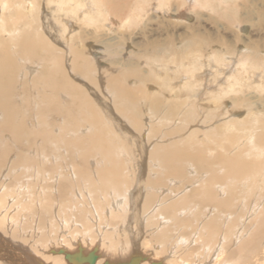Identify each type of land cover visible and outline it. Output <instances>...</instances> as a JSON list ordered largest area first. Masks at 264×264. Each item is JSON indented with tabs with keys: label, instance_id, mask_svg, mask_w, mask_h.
<instances>
[{
	"label": "bare ground",
	"instance_id": "1",
	"mask_svg": "<svg viewBox=\"0 0 264 264\" xmlns=\"http://www.w3.org/2000/svg\"><path fill=\"white\" fill-rule=\"evenodd\" d=\"M169 1L0 0V264H67L51 250L79 246L96 264H264L262 50L153 39L95 80L92 58L116 56L152 3L239 13Z\"/></svg>",
	"mask_w": 264,
	"mask_h": 264
},
{
	"label": "rangeland",
	"instance_id": "2",
	"mask_svg": "<svg viewBox=\"0 0 264 264\" xmlns=\"http://www.w3.org/2000/svg\"><path fill=\"white\" fill-rule=\"evenodd\" d=\"M117 1H118V3L120 2L121 4L124 3L127 5L128 4L127 2H132L133 0H116V2ZM125 1H127V2H125ZM169 2L170 3H168V5H164V8L166 10H169L170 8L175 7V5L176 6L179 5V2H181V0H170ZM234 3L236 6V10H238V12H239L237 14V20L240 23H238L239 26H237V28H236L237 20L235 21V23L233 25L232 24L230 25L229 22H226L225 20H223L221 18H217L218 16L212 10L205 9L204 7H201V6L199 7V5L195 6L192 9L189 8V10H187L186 12L183 10L186 13V20H187L186 21L183 19L177 20V19H173V17H171V18L167 17L166 12H164V14H163V12H162L163 9L156 8L157 7L156 3H152V6H154L155 8L153 7V9L148 10L147 15H145L146 18L149 17V20H145V19L137 20V22L133 23L130 27L128 25H124L123 29L120 30V35L123 36L121 39L122 44L120 43L121 46L118 44V48L116 50V53H117L116 56H113V54H110L109 56L104 54L103 57H100V59H98L97 61L92 56L93 57L92 59L94 61L95 68L97 71L96 76H95V80L98 83L104 82L102 79L103 75L101 76L102 71H100V69H98V68L101 67V70L102 69L104 70V68H106V62H108L110 60L120 61L121 57H123V58L127 57V54L129 53L130 50L135 54L136 53L139 54V51L141 52V49L145 50V49H149L151 47V45H148V43H147L150 40H151L150 42H154V40L155 41H165L169 38L175 42H178L181 39V37L190 38L191 36L189 37L187 35H191V33L193 35L195 33H197L198 37L199 36L201 37V38L199 37L200 40L209 41L210 43L214 42L213 44L217 43L216 45L218 46V50L219 51L221 50L220 52L223 55H225L226 58H229V57L235 58L239 52L244 53V50L246 47L254 48V46H255V48L257 47V49L259 51L262 50V52L264 53V0H252V1L251 0H237ZM170 11H172V10H170ZM199 12H201V13H199ZM258 16H260V17H258ZM187 17H189V18H187ZM168 19H170L171 22ZM220 21H221V23H220ZM173 22H174V25H173ZM231 23H233V22H231ZM185 25H186V27H185ZM226 25H227V27H225ZM117 28L118 27H115V29H117ZM235 29H237V30H235ZM203 33H205V34H203ZM202 35H203V37H202ZM222 36H223V38H222ZM133 38H135L136 40ZM124 39H125V41H123ZM219 40H221L222 42ZM134 41H135V45H134ZM225 42H227V43H225ZM220 44H222V45H220ZM93 45L95 47L98 46V44H96V43H93ZM122 45H124L125 47H122ZM250 45H252V46H250ZM221 46H223V47L226 46L225 48L229 49V51L224 50V48ZM131 47H132V49H131ZM223 51H225V52H223ZM132 60L135 61L136 59L134 58ZM220 78H222V76H220ZM176 81H178V80H174V82H176ZM206 82H208V81H206ZM212 125H214V122ZM36 205H37V203H36ZM20 214H23V212ZM56 222H58V221H56ZM1 229L2 228H0V231H4ZM75 237L76 236H72V237H70V239L73 240ZM92 240L93 239H89V241H92ZM18 241L16 242L17 244L26 245L25 243H23V241L21 239H19ZM52 244H55V243H52ZM54 246L50 245L51 248H54ZM88 250H90V248H88L86 251H88ZM44 253L46 254L48 252L44 251ZM143 254L146 255L147 253L143 252ZM52 255H54V254H52ZM37 256H39V255H37ZM109 258L110 257H108V258L106 257L105 260H110V261L119 260L117 258H115V259H113V258L109 259Z\"/></svg>",
	"mask_w": 264,
	"mask_h": 264
},
{
	"label": "water",
	"instance_id": "3",
	"mask_svg": "<svg viewBox=\"0 0 264 264\" xmlns=\"http://www.w3.org/2000/svg\"><path fill=\"white\" fill-rule=\"evenodd\" d=\"M51 251L53 253L57 252L58 254H63L67 264H96V261L98 259L96 246L86 251L85 253L83 252V248H81L80 246L78 247V250L74 252H65L63 249H59L58 251ZM143 259L144 257L138 254L132 255L125 261L112 262L104 260L101 264H141ZM152 264H160V262H152Z\"/></svg>",
	"mask_w": 264,
	"mask_h": 264
}]
</instances>
